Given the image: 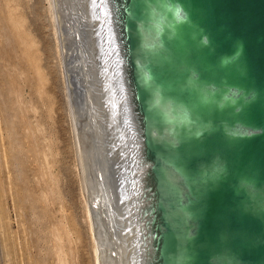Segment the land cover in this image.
I'll return each mask as SVG.
<instances>
[{
	"label": "water",
	"instance_id": "1",
	"mask_svg": "<svg viewBox=\"0 0 264 264\" xmlns=\"http://www.w3.org/2000/svg\"><path fill=\"white\" fill-rule=\"evenodd\" d=\"M96 2L140 143L145 264H264V0Z\"/></svg>",
	"mask_w": 264,
	"mask_h": 264
},
{
	"label": "rangeland",
	"instance_id": "2",
	"mask_svg": "<svg viewBox=\"0 0 264 264\" xmlns=\"http://www.w3.org/2000/svg\"><path fill=\"white\" fill-rule=\"evenodd\" d=\"M0 1V264H96L48 1Z\"/></svg>",
	"mask_w": 264,
	"mask_h": 264
},
{
	"label": "bare ground",
	"instance_id": "3",
	"mask_svg": "<svg viewBox=\"0 0 264 264\" xmlns=\"http://www.w3.org/2000/svg\"><path fill=\"white\" fill-rule=\"evenodd\" d=\"M47 1L67 89L70 121L80 162V181L86 201L88 199L86 209L90 229L95 235V262L145 264L143 224L138 215L144 172L138 162L140 143L127 114L126 92L118 72L116 54L109 45L106 10L101 12L96 0ZM75 26L78 28L71 33ZM75 34H81V40ZM76 47L80 49V56L84 55L82 66L78 68L67 62ZM18 59L21 61V57ZM74 69L81 72L86 89L81 106L76 103L71 84ZM3 78L0 79L2 84ZM14 128L15 134L19 135L21 126ZM4 174L0 166V194L4 191ZM99 175H102V181ZM10 200L8 196L5 203Z\"/></svg>",
	"mask_w": 264,
	"mask_h": 264
},
{
	"label": "clouds",
	"instance_id": "4",
	"mask_svg": "<svg viewBox=\"0 0 264 264\" xmlns=\"http://www.w3.org/2000/svg\"><path fill=\"white\" fill-rule=\"evenodd\" d=\"M205 42H207V39H205ZM242 51H243V46L242 45H240L239 47H238V51H237V55H239V54H242Z\"/></svg>",
	"mask_w": 264,
	"mask_h": 264
}]
</instances>
